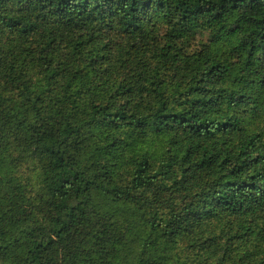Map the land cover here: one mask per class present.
Listing matches in <instances>:
<instances>
[{
	"label": "trees",
	"instance_id": "1",
	"mask_svg": "<svg viewBox=\"0 0 264 264\" xmlns=\"http://www.w3.org/2000/svg\"><path fill=\"white\" fill-rule=\"evenodd\" d=\"M0 264H264V0H0Z\"/></svg>",
	"mask_w": 264,
	"mask_h": 264
},
{
	"label": "rangeland",
	"instance_id": "2",
	"mask_svg": "<svg viewBox=\"0 0 264 264\" xmlns=\"http://www.w3.org/2000/svg\"><path fill=\"white\" fill-rule=\"evenodd\" d=\"M205 36V38L207 37V33L206 34H204ZM200 38H202V36L201 35H198V38L197 39H200Z\"/></svg>",
	"mask_w": 264,
	"mask_h": 264
}]
</instances>
